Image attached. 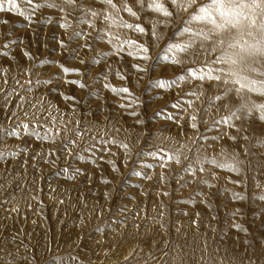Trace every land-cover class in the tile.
Wrapping results in <instances>:
<instances>
[{"label":"rangeland","instance_id":"obj_1","mask_svg":"<svg viewBox=\"0 0 264 264\" xmlns=\"http://www.w3.org/2000/svg\"><path fill=\"white\" fill-rule=\"evenodd\" d=\"M16 4L0 264H264V0Z\"/></svg>","mask_w":264,"mask_h":264},{"label":"snow or ice","instance_id":"obj_2","mask_svg":"<svg viewBox=\"0 0 264 264\" xmlns=\"http://www.w3.org/2000/svg\"><path fill=\"white\" fill-rule=\"evenodd\" d=\"M27 2H28L29 5L32 4V0H27ZM72 2H73V0H69V3H72ZM104 2H105V3H108V4H112V0H104ZM9 3H10V6H11V8H12L13 10H15V9L17 8L16 0H9ZM48 6H49V7H56L57 5L49 3ZM61 10H63V9H61ZM125 10L131 12V9H130V8H127V7H126ZM20 14H21V15H25V12L21 11ZM92 15L95 16L96 13H92ZM133 15H135V13H133ZM26 18H29V19H30V15L27 16ZM104 19H109V17H104ZM81 22H87V23H89V24L92 23L91 21H86V20H82ZM61 26H62V27H67V24L62 23ZM129 27H130V26H129ZM136 27L138 28V30L143 31V28H141L139 25H137ZM76 34H78V33H74V35H76ZM60 43H61V46L63 47V46H64V45H63V41H61ZM85 46H87V45H85ZM141 48H142L141 56H142L143 59L147 60V59L149 58V57H148V54H147V53H148V49H147L146 47H144V46H141ZM25 54L27 55V53H25ZM61 67H62V70H63L64 72L79 71V69H75V68H64L63 66H61ZM42 83H45V81H42V80H38V81H37V84H42ZM73 83H78V84H79L80 82H78V81H73ZM153 83H154L156 86H159V87H165L169 82H167V81H165V80H163V79H158V80L154 81ZM80 86H83V85L81 84ZM105 87H109V85L105 84ZM113 91H117V89H113ZM120 91L128 92V89H127V88H123V89H120ZM22 99H23V98H22ZM132 114H135V113H132ZM193 127H195V124H193ZM27 129H28V126L25 125V131H27ZM56 131L58 132L59 130L57 129ZM45 133H46V134H45V136L43 137L44 139H55V136L50 134V130H49V129H45ZM9 134H10V135H18V132H17L16 129H13L12 132L9 133ZM37 135H39V134L37 133ZM122 146H123V147H126V145H122ZM148 155H154V153H148ZM176 159H177V161L179 160L178 157H176ZM199 163H202V161H200ZM212 163H215V161H212ZM221 167H227V168H230V170H232V171H236V172H238V169H236L235 167L230 166V165H221ZM187 170H188V171H192V167H191V165L189 166V168H188ZM201 170H202V169H201ZM136 174H137V175H141V173H139V172H137ZM260 198H261V199H264V196H261ZM233 227H237V228H239V225L234 224Z\"/></svg>","mask_w":264,"mask_h":264}]
</instances>
